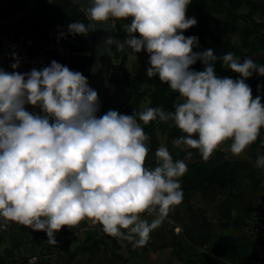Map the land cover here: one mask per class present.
<instances>
[{"label": "clouds", "instance_id": "obj_1", "mask_svg": "<svg viewBox=\"0 0 264 264\" xmlns=\"http://www.w3.org/2000/svg\"><path fill=\"white\" fill-rule=\"evenodd\" d=\"M191 2L89 0L85 9L92 26L130 20L128 37L123 42L108 37L105 45L146 50V75L158 76L182 99L174 111L148 107L132 115L109 110L98 116V93L79 71L52 60L21 73L15 54L12 72L0 68V228L16 222L46 232L47 243L56 245L64 226L88 220L133 247L144 246L183 199L179 178L193 158L191 149L207 161L221 145L239 156L257 140L264 128V98H253L246 80L254 72L264 76V65L228 52L223 65L240 76L217 75L214 49L193 51L200 48L199 37L184 35L197 24L186 15ZM88 27L70 22L59 37L86 35ZM197 61L204 70L191 67ZM29 104L42 114L28 111ZM137 117L143 124L171 121L183 133L172 143L185 158L174 160L161 143L155 166H146L148 137ZM256 166L264 168V155Z\"/></svg>", "mask_w": 264, "mask_h": 264}, {"label": "crops", "instance_id": "obj_2", "mask_svg": "<svg viewBox=\"0 0 264 264\" xmlns=\"http://www.w3.org/2000/svg\"><path fill=\"white\" fill-rule=\"evenodd\" d=\"M191 11H194L193 17L198 16L194 6L186 15ZM117 20L126 30L125 24L130 20ZM75 21L89 25L86 35L66 36L77 56L78 71L88 78L95 34L92 22L77 4L68 0H35L1 15L0 31L17 25L33 39L40 40L53 24H60L67 33L68 23ZM0 68L7 71L1 64ZM122 83L128 86L122 78L113 77L109 93L120 99V94L113 88L115 85L120 88ZM124 102L121 99L119 104L109 101L102 115L109 110L119 112V105ZM26 109L42 114L38 106L29 104ZM226 143L230 144V141ZM183 154L179 155L180 158L185 157ZM213 154L208 160L219 167H234L240 178L227 187L210 184L191 192L183 189L184 184L179 178L184 193L181 203L174 206L168 217L150 232L144 246L133 247L127 240L104 233L99 224L84 220L72 228L64 226L56 233V239L64 237V243L59 247L47 243L46 232L42 234L28 226L9 222L10 229L0 237V264H29L34 256L40 259L32 264H251L257 239L254 233L246 232L244 228L264 211V168L256 166V160L264 155V150L259 149L255 157L247 147L238 156V163L223 145ZM197 156H200L198 151L191 162ZM224 156L234 162H225ZM145 216L149 221L152 219L147 214ZM175 226L181 228V233H174ZM88 232L92 233L89 241H99L100 244L83 250Z\"/></svg>", "mask_w": 264, "mask_h": 264}, {"label": "trees", "instance_id": "obj_3", "mask_svg": "<svg viewBox=\"0 0 264 264\" xmlns=\"http://www.w3.org/2000/svg\"><path fill=\"white\" fill-rule=\"evenodd\" d=\"M194 6L198 10L197 24L191 28L184 30L185 36H198L200 48H194L193 51H201L204 49H214V55L217 56L215 67L217 75L229 76L236 79L240 74L232 72L223 65L222 57L228 52H232L241 58L250 57L253 54L261 53V62L264 65V1L257 0H192L188 5V9ZM248 6L246 12H241V9ZM256 15H260L259 19ZM115 39L124 41L128 37V33L123 29L122 23L115 19ZM137 35V34H136ZM238 36L239 41H234L233 36ZM128 50L126 46L124 51L117 47L113 51V73L110 75V87L112 86V78H122L130 87V95L127 101L119 105V112L122 114L132 115L145 110L148 107H162L166 111H174V105L182 102L179 98V93L170 89L169 85L160 81L157 77H148L146 70L150 67L149 53L144 51V62L142 67L136 73H131L128 61ZM77 63V56H76ZM196 70H204V65L197 61L191 66ZM90 75V73H89ZM89 80V76H88ZM246 82L252 89L253 98L260 95L264 98V76L257 73L255 76L247 78ZM147 86L150 90H146ZM259 86V87H258ZM105 105L109 101L120 103L118 97H114L109 93ZM147 100V104L143 102ZM264 102V99H262ZM138 119V117H137ZM141 123L145 134L148 137L146 144L149 152L146 158V166H155V151L160 146L162 141L157 136V129L162 133L173 132L175 138L183 135L182 131L173 125L171 121L163 122L154 120L148 124ZM253 156H257L259 149L264 150V128H261L260 134L256 141L248 146ZM196 153V149H191ZM173 159H184L178 156L177 152H170ZM188 165L187 172L181 177L184 184L183 189L191 192L203 188L207 185L216 187H227L236 182L239 178L237 170L234 167L225 168L216 166L210 160L204 161L200 156L194 158ZM101 226V225H100ZM102 227V226H101ZM45 234L44 231H41ZM85 244L82 249L87 250L100 244L99 241H89L92 238V233L88 232Z\"/></svg>", "mask_w": 264, "mask_h": 264}, {"label": "built area", "instance_id": "obj_4", "mask_svg": "<svg viewBox=\"0 0 264 264\" xmlns=\"http://www.w3.org/2000/svg\"><path fill=\"white\" fill-rule=\"evenodd\" d=\"M59 26V27H58ZM64 31L60 24H53L47 35L40 40L33 39L29 33L20 29L17 25H11L0 31V64L8 72H12V63L15 62V54L21 60L20 67L16 69L21 73L31 71L33 68L40 70L50 65L52 60L68 66L73 71H78L76 55L72 50L71 43L66 37H59V32ZM173 222V220H171ZM0 223H4L0 221ZM11 225L7 222L6 227L0 228V237L10 229ZM244 230L254 233L257 239L256 249L251 264H264V211L256 218L251 219ZM181 228L174 227V233H181ZM57 246L61 247L64 237H58ZM40 258L34 256L32 263Z\"/></svg>", "mask_w": 264, "mask_h": 264}, {"label": "water", "instance_id": "obj_5", "mask_svg": "<svg viewBox=\"0 0 264 264\" xmlns=\"http://www.w3.org/2000/svg\"><path fill=\"white\" fill-rule=\"evenodd\" d=\"M33 1L35 0H0V16L13 8ZM68 1L77 4L84 11L89 7V0ZM93 29L95 34V49L89 75V84L98 93L100 111L97 115L101 116L107 99L111 79L110 75L113 67L114 43L111 46H107L105 45V40L108 37L115 38L114 22H111V20L107 22H98L93 26Z\"/></svg>", "mask_w": 264, "mask_h": 264}, {"label": "rangeland", "instance_id": "obj_6", "mask_svg": "<svg viewBox=\"0 0 264 264\" xmlns=\"http://www.w3.org/2000/svg\"><path fill=\"white\" fill-rule=\"evenodd\" d=\"M257 1H260V2H263L264 0H257ZM248 10V6H245V7H243L242 9H241V12H246ZM195 14H194V11H191L190 12V14H187V17H193ZM259 17H260V15H258ZM257 15H256V18L257 19H259V17H258ZM126 22H128L127 20H126ZM137 34V36H139V33H136ZM233 39H234V41H239V37L238 36H233ZM115 40H117V41H120V39H115ZM120 42H123V41H120ZM115 47H117L118 49H120L121 50V53L124 51V48L126 47H124V48H120V47H118L115 43H114V47H113V51H114V48ZM261 57H263V55L261 54V53H256V54H253V55H251L249 58H252L253 60H254V62H256L258 65H263V63L261 62ZM144 60V51H141V52H139V53H135L134 51H132L130 48H129V50H128V61H127V64H128V66H129V69H130V72L131 73H136L137 71H138V69H140V67H142V65H143V61ZM114 62V61H113ZM258 72H254L253 73V75L252 76H255L256 74H257ZM123 85V86H122ZM122 85L120 86V88H119V86L118 85H115V87L113 88V89H115V91H117V93H119L120 94V99L122 100V101H126L127 99H128V97H129V94H130V87L129 86H127L128 87V89H129V91H128V89H127V87L124 85V83H122ZM145 89L146 90H150L147 86H145ZM182 100V99H181ZM147 100H145L144 102H143V105H146L147 104ZM156 133H157V136L159 137V139L162 141V143H165L166 144V146L169 148V151L171 152H177L178 153V156L182 153H185V151H182L181 149H179V148H176L174 145H173V143H172V141L175 139V135H174V133L173 132H168V133H162L161 132V130H159V129H157V131H156ZM219 150V149H218ZM217 151V150H216ZM215 151V152H216ZM261 151V150H260ZM214 152V153H215ZM261 153V152H260ZM184 155V154H183ZM212 155H215V154H212ZM184 158V157H183ZM224 158H225V162H227V161H235L236 163H238L239 161H238V156H231V158L233 159H228V158H226L225 156H224ZM233 161V162H234ZM240 164V163H239ZM239 176V175H238ZM239 178H240V176H239Z\"/></svg>", "mask_w": 264, "mask_h": 264}]
</instances>
